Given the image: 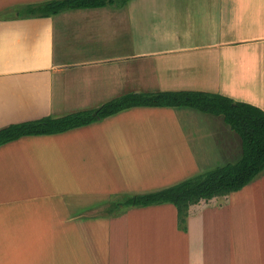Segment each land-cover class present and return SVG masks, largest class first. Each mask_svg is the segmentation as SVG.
<instances>
[{
	"label": "crops",
	"instance_id": "obj_1",
	"mask_svg": "<svg viewBox=\"0 0 264 264\" xmlns=\"http://www.w3.org/2000/svg\"><path fill=\"white\" fill-rule=\"evenodd\" d=\"M0 0V128L130 92L206 91L264 110V0H128L22 18ZM221 116L139 106L0 145V264H264V171L186 218L117 206L238 160Z\"/></svg>",
	"mask_w": 264,
	"mask_h": 264
},
{
	"label": "trees",
	"instance_id": "obj_2",
	"mask_svg": "<svg viewBox=\"0 0 264 264\" xmlns=\"http://www.w3.org/2000/svg\"><path fill=\"white\" fill-rule=\"evenodd\" d=\"M128 0H42L17 6L19 17H51L62 11L101 6L120 7ZM186 106L221 116L241 141L240 158L220 164L176 184L152 192L123 195L117 206H147L172 203L178 224L186 229V218L233 191L240 190L264 171V110L230 96L206 91L130 92L109 99L94 109H83L61 116L11 123L0 128V145L22 136L46 135L96 122L123 110L139 107Z\"/></svg>",
	"mask_w": 264,
	"mask_h": 264
},
{
	"label": "rangeland",
	"instance_id": "obj_3",
	"mask_svg": "<svg viewBox=\"0 0 264 264\" xmlns=\"http://www.w3.org/2000/svg\"><path fill=\"white\" fill-rule=\"evenodd\" d=\"M233 133V135L235 136V137H237L236 139H237V141H238V143H239V146H240V149H241V141H240V137H239V135L236 133V132H232Z\"/></svg>",
	"mask_w": 264,
	"mask_h": 264
}]
</instances>
